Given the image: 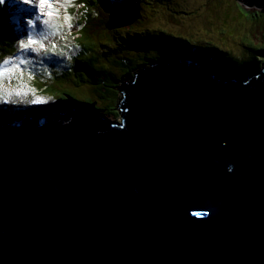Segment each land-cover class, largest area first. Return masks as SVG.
Masks as SVG:
<instances>
[{"label": "water", "instance_id": "1", "mask_svg": "<svg viewBox=\"0 0 264 264\" xmlns=\"http://www.w3.org/2000/svg\"><path fill=\"white\" fill-rule=\"evenodd\" d=\"M215 67L138 70L117 121L2 110L0 264H264V69Z\"/></svg>", "mask_w": 264, "mask_h": 264}, {"label": "rangeland", "instance_id": "2", "mask_svg": "<svg viewBox=\"0 0 264 264\" xmlns=\"http://www.w3.org/2000/svg\"><path fill=\"white\" fill-rule=\"evenodd\" d=\"M155 1L153 0V2ZM167 3L169 4L168 13L165 10H160V13L154 14L151 19L143 20L142 24L114 29L109 36H106L109 41L96 42V47L91 48L89 58H78L80 66L85 67L90 64L91 69L86 68L82 74L77 73L76 76L66 81L65 86L67 88L55 82V86H59L61 90L72 91L73 96L77 97L67 102L72 104L73 102L81 103L96 100L91 104L92 108L97 111L95 114L117 121L120 117L116 110V102L120 98V83L129 82L132 76L142 68H147L149 65L163 64L167 55L171 56L173 54L168 42L164 40V37L168 34L189 38L193 36V38L200 41L205 49L222 46L223 44L231 48H233L232 46L241 48L245 57L242 61L247 63L245 69L254 67L260 70L263 67L264 53H261L263 57H258L261 60L257 61H250L248 56H256V52L261 48L260 43H264V4L258 7L253 4L250 6L245 5L238 0H161L159 5L164 6ZM170 13L176 17H171ZM245 13L248 14L250 23L246 22L247 16ZM22 21V17L16 15L9 17L8 13H0L1 65L10 53L15 52L23 45L25 33L22 31V28L24 29ZM157 28H165L168 33L158 34L155 31ZM92 40L94 38L90 42ZM160 41L163 42L162 45ZM66 42L69 41L66 40ZM250 45H256L257 48ZM64 46L65 42L63 41L58 44L59 49L53 50L51 47H47L48 51L55 54L35 51L33 56L40 60L38 63L52 62L50 59H53L56 70L60 71L57 62L60 61L61 57L59 58L58 55L61 52L60 49ZM141 48L146 50L153 48L154 53L143 52L141 55L130 58L134 50H136V53H140L139 49ZM190 52L194 54L196 51L194 53L193 51ZM108 56H114L112 61L116 68L115 72L108 74L109 76L100 67ZM162 56L164 58L161 60ZM146 59H153V61ZM92 62L94 63L92 64ZM144 63L146 64L142 65ZM66 65L68 64L66 63ZM128 71L129 73L126 76L122 75ZM209 72L215 74L211 70ZM219 76L221 75L219 74ZM77 80L78 82H76ZM83 81L88 83L83 84ZM87 84L92 90L83 87ZM10 88H7V85L2 86V78H0V90L8 92ZM67 102H59L57 105L63 108L68 104ZM19 109L32 108L24 103V107L18 106L16 108V110ZM2 110L1 108L0 112Z\"/></svg>", "mask_w": 264, "mask_h": 264}, {"label": "snow or ice", "instance_id": "3", "mask_svg": "<svg viewBox=\"0 0 264 264\" xmlns=\"http://www.w3.org/2000/svg\"><path fill=\"white\" fill-rule=\"evenodd\" d=\"M0 2H2V0H0ZM25 2H27V0H25ZM71 0H69V4H70ZM40 9L45 10L47 9L48 11L44 14L48 15L49 17L56 15V9L54 7V5L50 2V0H40V4H39ZM71 17L69 16H65V22L68 23V26L71 27ZM34 43V41H32L31 39L28 41V44H32ZM22 47H27V45H22ZM8 63H10L9 61H5V65H7ZM20 63H24L23 60L20 61ZM14 71V69L12 68H8V67H4L2 69H0V78H5L8 77L12 72ZM37 102H43V101H37Z\"/></svg>", "mask_w": 264, "mask_h": 264}, {"label": "trees", "instance_id": "4", "mask_svg": "<svg viewBox=\"0 0 264 264\" xmlns=\"http://www.w3.org/2000/svg\"><path fill=\"white\" fill-rule=\"evenodd\" d=\"M94 23H95V26L93 28V31H91V32H93L91 34H93L94 38H98L100 35H104V33L101 34V32H106L105 29H104V27H103V25L105 23V20L101 21L100 19L99 20L96 19ZM96 42H98V39L92 40L91 42L88 41L89 46H93V47H96ZM100 42L101 41H99L98 43H100ZM200 54H202L201 56H203L204 59H206V57L209 58L208 57V52H205L204 54L203 53H200ZM146 60L151 61L150 59H146ZM145 64L146 63H144L142 65H145ZM213 67H215V66H213ZM127 73H129V71L128 72H124L122 75L125 74L124 76H126ZM68 99L72 100V98H68ZM63 101H66V100L64 99L61 102H63ZM92 102L93 101H85V103H89V104H92ZM117 113H119V112L117 111Z\"/></svg>", "mask_w": 264, "mask_h": 264}, {"label": "bare ground", "instance_id": "5", "mask_svg": "<svg viewBox=\"0 0 264 264\" xmlns=\"http://www.w3.org/2000/svg\"><path fill=\"white\" fill-rule=\"evenodd\" d=\"M100 1H102V0H100ZM105 2V1H104ZM164 44H165V42H164ZM191 44V43H190ZM191 45H194V44H191ZM153 48H148V50L146 51L145 49L144 50H140V53L139 52H137V53H135L134 54V57H136V56H138V55H141L143 52H148V53H154L153 52V50H152ZM206 51H208V50H204V52H206ZM77 65H79L80 66V62H78L77 63ZM103 69H104V71L107 73V75L108 74H110V73H113V72H115V66H114V64L112 63V62H106L105 63V65L103 66ZM213 71V72H215V74L214 73H212V72H208V74H209V76L211 77V76H218L219 75V72H218V69L216 68V67H211L210 69H209V71ZM218 73V74H217ZM109 76V75H108ZM83 84L84 83H88L87 81H83L82 82ZM85 89H87V90H92L90 87H89V84H87V85H84L83 86ZM57 91H59V89H57ZM66 92V91H65ZM22 105H23V103H22Z\"/></svg>", "mask_w": 264, "mask_h": 264}, {"label": "clouds", "instance_id": "6", "mask_svg": "<svg viewBox=\"0 0 264 264\" xmlns=\"http://www.w3.org/2000/svg\"><path fill=\"white\" fill-rule=\"evenodd\" d=\"M259 71V70H258Z\"/></svg>", "mask_w": 264, "mask_h": 264}]
</instances>
